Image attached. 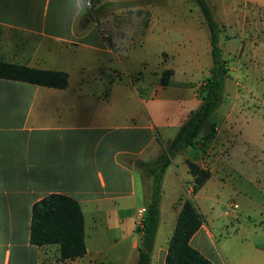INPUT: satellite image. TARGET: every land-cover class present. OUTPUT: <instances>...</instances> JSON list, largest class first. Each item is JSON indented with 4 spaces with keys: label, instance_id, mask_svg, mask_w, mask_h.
I'll return each instance as SVG.
<instances>
[{
    "label": "crops",
    "instance_id": "0c3cea01",
    "mask_svg": "<svg viewBox=\"0 0 264 264\" xmlns=\"http://www.w3.org/2000/svg\"><path fill=\"white\" fill-rule=\"evenodd\" d=\"M206 1L222 27L224 56L230 32L238 33L230 41L251 40L246 28L264 0ZM198 9L190 0H0V28L33 45L27 66L69 75L66 89L0 78V264H138L149 180L133 161L155 160L192 111L181 107L169 125L155 101L172 84L159 90L149 81L165 58L192 69L210 53ZM237 150L211 147L194 161L212 174L195 195L188 167L173 160L152 264H167L188 199L204 216L192 247L214 264H264V163L254 154L251 173L242 174ZM52 194L82 208V257L65 260L58 245L30 242L33 207ZM232 201L240 209L227 215Z\"/></svg>",
    "mask_w": 264,
    "mask_h": 264
},
{
    "label": "trees",
    "instance_id": "16d2710c",
    "mask_svg": "<svg viewBox=\"0 0 264 264\" xmlns=\"http://www.w3.org/2000/svg\"><path fill=\"white\" fill-rule=\"evenodd\" d=\"M200 9L209 30L212 66L209 77L201 87L200 105L192 110L176 137L170 141L157 158L151 162L133 161L145 172L149 180V197L142 225L139 229L141 245L138 264H152L156 237L160 226V206L163 199L165 175L173 160L184 150L201 145L202 132L210 117L220 108L230 65L221 47L222 27L215 19L206 0H190ZM0 78L25 82L49 88L66 89L69 75L65 72L45 71L27 65L0 61ZM165 85V84H164ZM214 137L209 133L205 140ZM159 141V138H157ZM205 141V142H206ZM193 177V194H197L212 174L198 164L186 161ZM204 216L193 199H188L179 215L174 235L168 249L167 264H214L191 246V239L200 230ZM32 245L43 247L58 245L63 259H74L87 253L84 214L80 204L71 197L52 194L37 202L32 211L30 234Z\"/></svg>",
    "mask_w": 264,
    "mask_h": 264
},
{
    "label": "rangeland",
    "instance_id": "374dc122",
    "mask_svg": "<svg viewBox=\"0 0 264 264\" xmlns=\"http://www.w3.org/2000/svg\"><path fill=\"white\" fill-rule=\"evenodd\" d=\"M160 1L162 0H145V4ZM149 19L150 14L147 13V22H150ZM240 29L242 31L243 28ZM246 30L251 34V40L247 42L230 41L238 38L235 30L225 37L223 47L226 51L225 58L229 61L230 75L223 102L208 120L200 138L201 145L196 149L181 152L174 159L181 167H187V160L193 163L200 161L201 155L211 147L241 149L236 151L239 153L236 157H244V162H234L233 165L236 170L247 176L251 173V159L254 154L264 163V6L256 12L254 26L251 25V28L247 27ZM32 49L33 45L27 37L0 28V61L27 65L26 59ZM164 60L163 64L167 66L154 68L149 82L159 90L172 84L164 97L155 101L157 109L172 126L179 121V115L183 114L179 113L181 107L189 112L195 109L193 104L198 105L201 102V87L209 77L212 58L210 53H203L193 60L192 69L188 68V60L186 64L180 59ZM211 132H214V137L206 141V136ZM162 136L164 140L168 139L166 134ZM245 148L252 150L250 154L243 153Z\"/></svg>",
    "mask_w": 264,
    "mask_h": 264
},
{
    "label": "built area",
    "instance_id": "2783aa9c",
    "mask_svg": "<svg viewBox=\"0 0 264 264\" xmlns=\"http://www.w3.org/2000/svg\"><path fill=\"white\" fill-rule=\"evenodd\" d=\"M239 209H240L239 204L234 202V201H232L228 205L227 215L235 214L236 212H238Z\"/></svg>",
    "mask_w": 264,
    "mask_h": 264
}]
</instances>
